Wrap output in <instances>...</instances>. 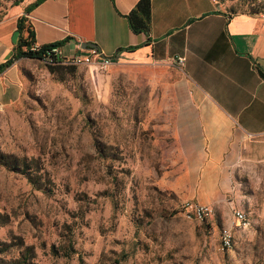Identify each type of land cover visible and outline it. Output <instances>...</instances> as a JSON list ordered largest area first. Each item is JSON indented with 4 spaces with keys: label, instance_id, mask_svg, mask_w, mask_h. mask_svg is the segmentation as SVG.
I'll list each match as a JSON object with an SVG mask.
<instances>
[{
    "label": "rangeland",
    "instance_id": "obj_1",
    "mask_svg": "<svg viewBox=\"0 0 264 264\" xmlns=\"http://www.w3.org/2000/svg\"><path fill=\"white\" fill-rule=\"evenodd\" d=\"M34 1L0 0V16ZM213 1L264 17V0ZM95 65L14 63L20 91L0 105V264H264V168L203 191L216 178L189 170L204 161L175 144L172 96ZM189 202L213 214L188 218ZM234 207L250 224L222 249Z\"/></svg>",
    "mask_w": 264,
    "mask_h": 264
},
{
    "label": "crops",
    "instance_id": "obj_2",
    "mask_svg": "<svg viewBox=\"0 0 264 264\" xmlns=\"http://www.w3.org/2000/svg\"><path fill=\"white\" fill-rule=\"evenodd\" d=\"M138 1L45 0L25 14L26 25L39 47L62 42L63 59L86 54L81 44L93 43L114 58L109 68L128 67L149 91L171 95V136L184 157L204 161L189 170L216 178L203 191L227 192L237 171L264 168V17L213 0H152L147 35L128 20ZM24 8L0 21V64L14 54ZM14 91L12 64L0 74V105Z\"/></svg>",
    "mask_w": 264,
    "mask_h": 264
},
{
    "label": "built area",
    "instance_id": "obj_3",
    "mask_svg": "<svg viewBox=\"0 0 264 264\" xmlns=\"http://www.w3.org/2000/svg\"><path fill=\"white\" fill-rule=\"evenodd\" d=\"M80 46V45H79ZM33 50H39L40 47L33 45ZM60 47L54 46L48 49L43 54V59L50 63L66 62L72 65H91L96 64L101 69L106 70L113 63V57L104 56L97 48L89 47L86 54H78L72 57L63 59L60 57ZM180 64L184 63V59H180ZM186 212L188 218H194L199 221L207 220L213 214V207L208 204L199 202H189L186 204ZM250 224L248 214L240 209L233 208V217L230 225H225L220 230V243L222 249H230L234 244L236 229L246 228Z\"/></svg>",
    "mask_w": 264,
    "mask_h": 264
},
{
    "label": "trees",
    "instance_id": "obj_4",
    "mask_svg": "<svg viewBox=\"0 0 264 264\" xmlns=\"http://www.w3.org/2000/svg\"><path fill=\"white\" fill-rule=\"evenodd\" d=\"M43 1L45 0H35L24 8V14L18 19V31L20 34L19 41L13 56L0 64V74H2L7 68H9L21 58H38L45 61V59H43V54L45 51L51 47L62 45V42H57L42 45L39 50L32 49L33 45L36 43L35 34L34 30L26 25L27 19L25 14H29L33 8ZM4 17L5 16H0V21H2ZM128 20L132 30L135 33H145L147 35L150 34L152 25V0H139L136 6L128 14ZM25 260L26 259L23 258L21 260L11 261L9 264H25Z\"/></svg>",
    "mask_w": 264,
    "mask_h": 264
},
{
    "label": "water",
    "instance_id": "obj_5",
    "mask_svg": "<svg viewBox=\"0 0 264 264\" xmlns=\"http://www.w3.org/2000/svg\"><path fill=\"white\" fill-rule=\"evenodd\" d=\"M94 44L93 43H89V42H84L83 44H81V47L83 49L89 48V47H93Z\"/></svg>",
    "mask_w": 264,
    "mask_h": 264
}]
</instances>
